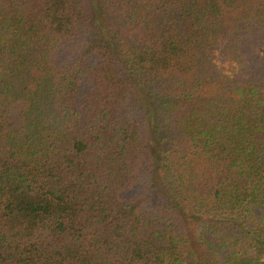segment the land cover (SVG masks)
<instances>
[{
	"label": "trees",
	"instance_id": "1",
	"mask_svg": "<svg viewBox=\"0 0 264 264\" xmlns=\"http://www.w3.org/2000/svg\"><path fill=\"white\" fill-rule=\"evenodd\" d=\"M0 264H264V0H0Z\"/></svg>",
	"mask_w": 264,
	"mask_h": 264
}]
</instances>
